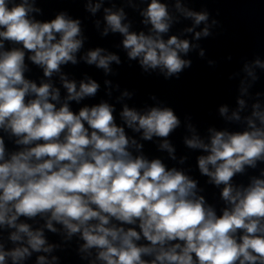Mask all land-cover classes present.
Here are the masks:
<instances>
[{
    "label": "clouds",
    "instance_id": "9594fccd",
    "mask_svg": "<svg viewBox=\"0 0 264 264\" xmlns=\"http://www.w3.org/2000/svg\"><path fill=\"white\" fill-rule=\"evenodd\" d=\"M73 2H82L93 16L104 4ZM126 4L139 11L147 31H130L124 7L113 3L103 8L100 35L120 34L127 59L137 62L142 74L158 70L164 80H179L193 64L184 57L194 51L216 67L217 60L207 59L198 43L222 28L206 7L194 11L187 0H175V12L167 0ZM34 14H42L37 0H0V264H30L34 253L39 254L35 264H62L61 257L40 253L64 250L73 237L80 241L77 254L86 264H264V167H259L264 165V92L255 93L250 112L242 115L248 107L243 97L252 98L249 90L260 79L255 69H264V60L244 63L231 115L227 105L218 110L226 121L243 127H209L206 142L193 117L184 115L192 136L183 142L203 153L197 166L220 189L223 207L218 212L188 172L143 151L142 142L156 137L159 149L177 159L168 139L182 123L176 110L167 104L138 110L125 103L117 116L115 105L102 100L74 111L70 102L95 97L100 89L90 77L77 85L62 71V66L78 64L87 39L83 20L66 10L44 21ZM181 18L192 21L183 29L193 34L191 40L169 35ZM95 25L99 28L100 21ZM80 59L105 75H116L110 65L122 63L102 47L87 50ZM26 60L42 70L38 82L26 77ZM104 83L113 87L110 80ZM114 87L119 90L120 84ZM134 95L125 88L117 100ZM148 97L157 100L155 93ZM186 160L182 156L179 163ZM248 169L256 174L247 183H234ZM45 230L61 235L62 243H49Z\"/></svg>",
    "mask_w": 264,
    "mask_h": 264
},
{
    "label": "water",
    "instance_id": "95a60500",
    "mask_svg": "<svg viewBox=\"0 0 264 264\" xmlns=\"http://www.w3.org/2000/svg\"><path fill=\"white\" fill-rule=\"evenodd\" d=\"M86 2V0H84ZM170 10L175 12L172 5L175 0H167ZM115 4L117 8L124 7L127 14V20L131 21L130 31H147V28L141 23L142 17L138 10L128 7L126 0H104V4L95 16L85 11L82 2H73V0H37V6L42 8V14H34L39 20H50L55 15L66 10L73 18H81L83 20L82 30L87 37L84 48L77 54L78 64L69 63L62 66V71L69 79H74L79 85L81 80L90 77L100 84L95 97H86L79 103L72 101L70 107L74 111H78L80 107L85 105L92 106L102 100L115 105L116 112L122 110L123 104L127 103L129 107H135L138 110H144L150 106H172L178 115H180L181 126L175 130L168 138L176 149L175 155L177 159L172 160L166 150L159 149L160 139L154 137L153 141H143L144 153L149 158H161L169 167H177L184 169L192 178L198 181V188L203 189L200 193L205 196L206 200L217 208L219 212L223 207L220 200V189L208 183V178L201 175L197 166V156L203 154L200 150L189 149L184 144V138H191L192 133L185 126L184 115L190 114L193 117L192 123L196 127V132L201 138L207 142L210 133L209 127L216 130H236L243 125L226 121L219 115V107L227 105L229 108L228 115L236 109L237 97L239 93V82L244 77L242 71L244 63H251L259 57L264 60V0H187L188 5L194 11H200L205 7L218 19L222 28L216 29L217 35L212 38L201 39L198 43L206 49V58L217 60L215 68L209 67L206 60L197 57V52H190L187 57L193 61L192 67L182 73L179 80H164L157 73L152 76L142 74L137 62L129 61L127 54L123 50L121 41L123 39L120 34L109 33L107 37H101L100 33L105 26L103 20V8L111 7ZM144 5H140L143 7ZM217 11L219 15H217ZM178 15V14H177ZM100 21V27L97 28L95 21ZM192 26V21L181 18L179 24L174 23L169 35H178L181 38L192 39L193 34L184 33L183 29ZM201 25L196 30H200ZM102 47L106 52H112L120 56L121 65L114 62L110 65L113 73L116 75H105L103 69H98L94 65H87L80 57L89 49ZM198 51V50H197ZM228 55L232 56L231 60H227ZM30 71L26 73V77L39 81L43 77L42 70L26 60ZM131 65V66H129ZM257 75L260 79L251 88L250 94L252 98L243 97L248 102V107L242 115L250 112L251 103L254 102L256 92H264V69L256 68ZM232 76L229 80L228 77ZM250 79V78H249ZM54 80L59 85L58 77ZM112 81L113 87H106L104 81ZM119 83L120 89H115L114 85ZM127 88L129 91L134 90L136 95L131 99L124 98L118 101L121 92ZM111 90V96L107 93ZM149 93H155L157 100L149 99ZM66 95V90L61 88V96ZM261 104L264 107V97H261ZM122 123V121H120ZM129 131V134L132 133ZM2 134V133H0ZM182 156H186L187 160L181 164L179 160ZM259 167H264L260 165ZM256 174L253 170L248 169L245 175L237 174L234 177V183H247L248 176ZM222 187V186H221ZM43 223L34 224L38 227ZM56 227H60L56 225ZM45 235L49 243H62L63 237L59 234H52L45 230ZM80 241L76 237L67 245H63L64 250H54L48 255L51 259L52 255L61 257L62 264H86L81 261L77 254V248ZM11 246V245H9ZM39 254H33L30 264H35V257Z\"/></svg>",
    "mask_w": 264,
    "mask_h": 264
}]
</instances>
